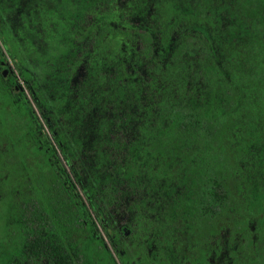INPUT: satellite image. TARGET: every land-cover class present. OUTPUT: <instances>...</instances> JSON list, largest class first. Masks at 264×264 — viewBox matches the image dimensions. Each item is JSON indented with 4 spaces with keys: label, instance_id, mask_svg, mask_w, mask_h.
<instances>
[{
    "label": "trees",
    "instance_id": "trees-1",
    "mask_svg": "<svg viewBox=\"0 0 264 264\" xmlns=\"http://www.w3.org/2000/svg\"><path fill=\"white\" fill-rule=\"evenodd\" d=\"M1 48L38 110L0 75L1 180L38 167L10 264L99 230L123 263L264 264V0H0Z\"/></svg>",
    "mask_w": 264,
    "mask_h": 264
},
{
    "label": "rangeland",
    "instance_id": "rangeland-1",
    "mask_svg": "<svg viewBox=\"0 0 264 264\" xmlns=\"http://www.w3.org/2000/svg\"><path fill=\"white\" fill-rule=\"evenodd\" d=\"M261 90H264V84ZM7 110V107L0 108V129L2 132H9L15 123V121L10 119V114ZM14 139L15 138L12 137L10 142H7L6 145L3 143V141H0V173L3 172L4 168L2 164L6 160V156L11 151L9 150V145L14 141ZM6 148L8 149V152ZM32 159L33 158L31 156L26 168L23 170H20L19 168V173H17L15 178H13V184L11 185L10 190L6 186L8 177L4 176L1 180L0 176V193L3 194L0 198V264H10L8 261L9 254L13 252V250L18 246L20 231L13 216V211L9 207V195L14 193L17 185L20 184V182L25 181L27 177L29 179L33 178L35 168L32 165V161H30ZM10 170L11 166H7L5 172H9ZM4 194H6V196ZM99 232L101 233L102 240L106 244V249L97 240H92L90 237L85 238L82 243L83 257L81 258L80 264H118V261L109 246L108 239L101 230H99Z\"/></svg>",
    "mask_w": 264,
    "mask_h": 264
},
{
    "label": "flooded vegetation",
    "instance_id": "flooded-vegetation-1",
    "mask_svg": "<svg viewBox=\"0 0 264 264\" xmlns=\"http://www.w3.org/2000/svg\"><path fill=\"white\" fill-rule=\"evenodd\" d=\"M1 49H2L3 57L0 59V75L2 76L4 81L5 80L8 81V82L11 81L10 82V87H11V89H13V91H15V93H23L24 95H26L27 98H29V102H30L32 108L38 114V110H37L36 106L33 104L32 100L29 97V94H28L29 91H28V88H27V85H26V81L19 74L18 70L14 66L13 62L11 61V59L6 54L5 50L3 48H1ZM30 161H32V165H33V161L34 160L32 159ZM34 168H35L34 171H37L38 167L34 166ZM121 231L123 233V236H128L129 235V231L125 227L121 228ZM108 243H109V246H110L114 256L116 257V259L118 261V264H128L126 262L123 263V262L120 261V259L118 258V256L115 254V252L113 250V248H114L113 245L110 244L109 240H108ZM102 246H104V248L106 249V244L105 243H103ZM134 264H136V263H134Z\"/></svg>",
    "mask_w": 264,
    "mask_h": 264
}]
</instances>
